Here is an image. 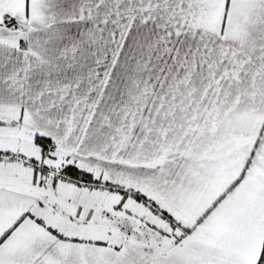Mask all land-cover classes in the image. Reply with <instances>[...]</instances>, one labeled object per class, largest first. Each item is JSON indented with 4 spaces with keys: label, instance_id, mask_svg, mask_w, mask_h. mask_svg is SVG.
<instances>
[{
    "label": "snow or ice",
    "instance_id": "6c2138e0",
    "mask_svg": "<svg viewBox=\"0 0 264 264\" xmlns=\"http://www.w3.org/2000/svg\"><path fill=\"white\" fill-rule=\"evenodd\" d=\"M0 264H264V0H0Z\"/></svg>",
    "mask_w": 264,
    "mask_h": 264
}]
</instances>
